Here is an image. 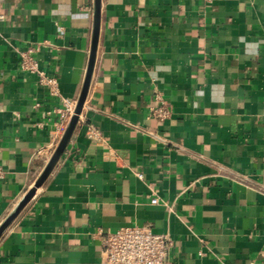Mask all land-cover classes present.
Instances as JSON below:
<instances>
[{"label": "crops", "instance_id": "crops-1", "mask_svg": "<svg viewBox=\"0 0 264 264\" xmlns=\"http://www.w3.org/2000/svg\"><path fill=\"white\" fill-rule=\"evenodd\" d=\"M94 2L0 0V226L74 113ZM135 226L172 238L169 264H264V0H101L82 114L0 264H106L107 232Z\"/></svg>", "mask_w": 264, "mask_h": 264}, {"label": "built area", "instance_id": "built-area-1", "mask_svg": "<svg viewBox=\"0 0 264 264\" xmlns=\"http://www.w3.org/2000/svg\"><path fill=\"white\" fill-rule=\"evenodd\" d=\"M32 54L33 50L22 53V70L37 75L41 84H55V80L47 78ZM157 99L159 107L153 109L152 116L165 121L170 115L169 107L162 94H159ZM66 110L69 114L73 113L71 103L66 106ZM90 137L101 139L95 129L90 130ZM3 176L4 171L0 167V180ZM139 177L142 178V175ZM152 204H158V199H153ZM173 244L169 235L157 234L151 227H122L115 232H107L104 236L103 254L106 264H169Z\"/></svg>", "mask_w": 264, "mask_h": 264}, {"label": "water", "instance_id": "water-1", "mask_svg": "<svg viewBox=\"0 0 264 264\" xmlns=\"http://www.w3.org/2000/svg\"><path fill=\"white\" fill-rule=\"evenodd\" d=\"M100 16H101V0H95V2H94V18H95V20H94V31H93V40H92V49H91L90 61H89L86 79H85L84 85L82 87V91H81L80 97L78 99L76 108H75L74 113L71 116V118L67 124L66 130L62 136V139L60 140V142H59L56 150L54 151V154L52 155L50 161L48 162V164L44 168V170L41 173L38 180L36 181L34 187L28 191V193L24 196V198L20 201V203L15 207V209L10 213V215L7 217V219L0 226V238L8 230V228L15 221V219L18 217V215L21 213V211L25 208V206L33 198V196L36 193V190L39 189L43 185V183L46 181V179L52 173L53 169L57 165L60 157L65 152V150H66V148H67V146L71 140V137L74 133V130L78 124L79 118L82 114V110H83L84 104L86 102V98H87L88 91L90 88L92 75L94 72L97 49H98V41H99Z\"/></svg>", "mask_w": 264, "mask_h": 264}]
</instances>
